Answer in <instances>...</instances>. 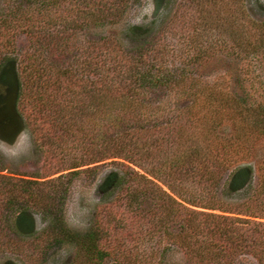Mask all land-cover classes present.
<instances>
[{
  "label": "trees",
  "instance_id": "1",
  "mask_svg": "<svg viewBox=\"0 0 264 264\" xmlns=\"http://www.w3.org/2000/svg\"><path fill=\"white\" fill-rule=\"evenodd\" d=\"M171 1L162 0L165 12ZM179 1L156 37L152 35L156 20L126 28L125 37L136 44L133 49L123 48L112 35L80 49L76 40L83 30L118 25L142 0H9L0 10V73L8 63L18 64L16 111L33 134L38 150L48 156L71 147L76 140L90 146L92 154H110L121 161V171L111 180L113 190L121 188L123 192L121 220L112 213L109 219L113 235L121 223V264H139L133 240L159 232L157 227L169 221L165 217L157 220L153 208L145 209L154 201V178L160 176L169 178L168 186L174 192L185 182L199 187V205L204 208L264 219V182L259 197L244 203L241 212L232 207L222 209L215 200L227 172L225 166L231 161L225 154L214 153L217 145L209 144L206 134L200 133L204 137L200 140L193 138L191 131L183 154H155L159 150L156 144L165 152L180 148L185 133L181 127L166 124L159 128L153 122L151 95L158 90L191 99L185 108L189 113L185 127L203 122L205 132L214 136L225 120H230L238 134V146L249 137L264 139V105L250 104V96L242 88L243 95L236 97L191 90L198 86L192 70L213 55L231 54L248 67L254 61L261 64L264 22L247 16L243 0H231L232 14L224 10L230 0ZM255 4L264 14V0ZM23 40L26 50L19 59L11 54ZM197 97L202 100L200 116L195 109L199 107ZM92 104L103 109L92 108ZM97 157L94 155L90 164L97 163ZM72 161L70 169L84 166L82 159ZM240 172L231 174L226 183L228 197L238 192L233 180ZM68 174L45 182L0 176V204L52 218L54 226L42 236V242L73 244L87 258L100 262L113 254L112 249L102 247L109 236L105 227L78 234L63 222L61 197ZM192 217L187 215L179 234L201 244L190 256L194 264H233L243 252H254L264 264V223L245 226V220L234 216H212L216 222L207 219L196 224ZM175 219H170L173 229Z\"/></svg>",
  "mask_w": 264,
  "mask_h": 264
},
{
  "label": "rangeland",
  "instance_id": "2",
  "mask_svg": "<svg viewBox=\"0 0 264 264\" xmlns=\"http://www.w3.org/2000/svg\"><path fill=\"white\" fill-rule=\"evenodd\" d=\"M8 1L0 0V10L5 7V3L7 4ZM255 1L243 0L246 14L253 21L264 22V14L259 11ZM179 2V0H172L169 10L165 12L162 0H142L141 6L130 10L118 25L83 30L76 40V47L80 49L92 40L112 35L120 46L133 49L136 44L128 41L125 37L126 28L131 24L144 25L156 20L157 24L152 34L156 37L163 29L165 22L171 18L177 9ZM227 6L224 10L228 14H232L234 5L231 0ZM149 40L151 39L149 38ZM25 50L26 43L23 40L11 55L17 56L19 59L23 58ZM13 64L17 73L18 64ZM192 72H194L193 76L198 83L196 88L191 89L193 92L198 88L201 89V94L214 92L231 94L236 97V95H243V91H245V94L250 96V101H248L250 104L264 105V61H261V64L254 61L253 66L248 67L237 62L231 54H216L206 59ZM244 80L246 82L240 84ZM7 93L8 85L0 84V110L5 107L4 100ZM201 97L203 98L202 95ZM197 98L196 106L199 107L195 109L200 116L202 115V112H199L200 107H202L200 105L202 100ZM190 100V98H184L181 95H168L167 92L159 90L151 95L155 125L163 128L167 124L176 128L181 127L183 132L185 130L180 148H170L165 152L156 144L159 150L155 154H183L187 144L185 142L190 137L191 131L193 138H200V140H204L203 136L206 134L205 137L209 144L217 145L218 149L214 153L225 154L231 161L225 166L227 172L217 187L215 200L219 202L218 204L221 205L222 209L232 207L241 212L243 210L242 205L255 201L261 187H263L260 184L264 182V139L249 137L238 146V134L230 120H225L214 136L205 132L207 125H204L203 122L193 125V128H188L189 125L187 124L185 127L183 124L189 114L185 108L190 105ZM102 102L103 100L101 104ZM95 105L92 104V108L103 109ZM107 105L109 106V104ZM16 115L18 119L16 124H11L4 113L1 116L2 124L9 128V131H6V128L5 133L0 135V176L7 179L45 182L69 173L64 179L66 191L65 193L63 191V195L61 194L62 219L65 226L71 232L78 234H85L99 225L104 226L107 230L106 236L107 234L109 236L106 241L102 242V247L106 251L112 249L113 254L98 262L96 259L87 258L73 244L42 242V236L54 226L52 218H43L42 215L33 210L22 212L24 208L20 207L8 209L1 203L0 264H121V223L120 226H117L116 235L111 232L114 225L109 223L111 213L121 220V211L123 210L121 188L113 190L111 187L114 173L121 171V161L111 158L113 156L110 154L106 156L104 154H92L90 146L80 144L76 140L71 147L62 152L58 150L48 156L42 154L35 144L33 134L25 128L17 111ZM158 138H160L159 135ZM94 155H98L97 158L100 159H97V163L90 164ZM73 159H82L84 166L78 169H70L74 164ZM157 168H159V164ZM239 170L241 172L233 180V186L238 189V192L228 197L224 193L226 183L230 175ZM73 172L77 173L74 174ZM140 174H144V172L140 171ZM169 181L167 177L154 178L157 186L151 194L154 201L145 205V209L153 208L157 220L165 217L169 221L164 223L165 225L157 227V230L161 228L159 232L146 234L145 237L141 236L137 241L133 240L132 249L137 253L139 264H194L195 259L191 261L192 257L190 256L200 250V243H196L195 239H189L183 234H179L182 226L185 225L183 221L189 214L193 216L196 224L207 219L209 222L212 219L216 222V218H212V216H234L245 220L247 222L244 224L245 226H251V223L254 222L264 223V219L255 218L252 215L228 214L217 208H204L203 205H199V198L202 196L199 187L185 182L177 186V192H174L168 186ZM173 218H176L175 221L177 222L174 229L170 222V219ZM144 224L143 228L146 229V222ZM233 264H261V262L254 255V252H243L235 257Z\"/></svg>",
  "mask_w": 264,
  "mask_h": 264
},
{
  "label": "water",
  "instance_id": "3",
  "mask_svg": "<svg viewBox=\"0 0 264 264\" xmlns=\"http://www.w3.org/2000/svg\"><path fill=\"white\" fill-rule=\"evenodd\" d=\"M0 84L8 85V93L4 100L5 107L4 109L0 110V135H3L7 128L1 122V116L3 115V113L9 118L11 124H16V121H18L15 111L18 95V78L15 65L13 63H9L1 71ZM6 131H9V128H7Z\"/></svg>",
  "mask_w": 264,
  "mask_h": 264
}]
</instances>
